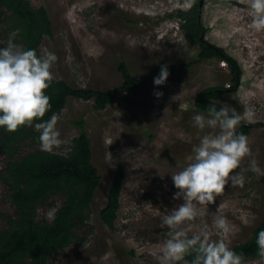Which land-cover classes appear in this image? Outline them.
<instances>
[{
    "label": "rangeland",
    "instance_id": "obj_1",
    "mask_svg": "<svg viewBox=\"0 0 264 264\" xmlns=\"http://www.w3.org/2000/svg\"><path fill=\"white\" fill-rule=\"evenodd\" d=\"M29 1L44 6L52 22V34L43 36L39 46L41 56L54 53L53 76L72 86L105 89L119 85L120 60L134 75L157 64L191 61L163 85H154L153 77L136 90H119L103 109L94 108L92 99L69 97L56 114L62 144L53 151L69 149L79 131L71 120L83 117L100 182L88 218L76 230L83 239L64 247L46 264H156L154 256L169 231L158 226L160 217L182 202L172 199L177 190L171 175L189 163L193 146L204 134L192 123L195 114H207L195 108L194 94L210 85H229L227 64L216 58L197 60L199 45L186 40L177 18L168 16L178 8L187 9L189 0ZM200 12L205 39L222 46L242 67L237 90L223 94L219 102L240 114L250 108L254 118L246 121L255 125L245 135L251 155L236 170L245 176L244 185L229 184L216 203L208 206V215L184 227L190 235L208 231L212 239H218L212 217L222 215L230 229L226 242L231 248L251 236L264 211L263 175L247 170L252 159L264 170V126L258 124L264 123V32L249 27L246 0H203ZM4 17L0 10V19ZM4 21L0 31L7 25ZM8 39L3 36L0 42L6 47ZM157 92L163 95L157 98ZM174 96L178 100H172ZM33 148H40L39 139L20 142L18 155ZM5 160L0 154V170ZM118 162L124 165V179L114 227L109 228L100 220L99 210ZM7 193L0 184V212L13 213ZM50 201L60 204L61 196L55 193L39 203L38 218H50L48 213L54 210ZM4 224L0 215V227ZM257 260L244 257V264H257Z\"/></svg>",
    "mask_w": 264,
    "mask_h": 264
},
{
    "label": "trees",
    "instance_id": "obj_2",
    "mask_svg": "<svg viewBox=\"0 0 264 264\" xmlns=\"http://www.w3.org/2000/svg\"><path fill=\"white\" fill-rule=\"evenodd\" d=\"M200 0H189L187 9L178 8L174 16L179 21L184 38L199 45L197 60L216 58L227 64L231 83L210 85L194 94V106L199 111L207 112L210 104L217 108L223 94L235 92L240 84L242 67L240 63L222 46L205 39L206 27L198 14ZM0 10L5 14L7 25L1 28L0 39L19 29L14 43L24 49H34L38 56L40 43L45 35L52 34V22L44 6H33L29 0H0ZM4 21V22H5ZM5 44L0 42V48ZM190 62H173L157 64L141 75L130 72L126 62L120 60L118 69L122 82L117 86L96 89L90 86H72L63 78H55L45 94L50 97L51 108L44 116L50 119L65 106L69 97L92 99L93 107L103 109L115 100L119 90L133 91L153 77L159 75L161 66L167 65L169 76L178 68ZM39 122V121H37ZM78 128V133L70 140L65 153L43 152L33 148L18 155L19 143L25 140L37 141L39 133L33 127H21L9 133L0 128V154L6 157L0 170V184L8 189V198L13 206V213L0 212L5 224L0 227V264H46L53 261L60 251L82 236L76 231L88 218V209L100 182V175L92 162L90 137L85 128L83 117L71 120ZM264 126V123H258ZM254 123L246 120L237 127V133L247 135ZM18 155V156H17ZM124 179V165L118 162L109 185L107 198L99 210L100 220L109 228L114 227L120 206V194ZM260 182L264 185V175ZM61 196L60 204L50 201L54 208V219L38 218V204L46 201L51 195ZM264 230V211L261 219L253 229L251 236L231 247L243 257H257L256 235ZM188 259H191L190 257Z\"/></svg>",
    "mask_w": 264,
    "mask_h": 264
},
{
    "label": "clouds",
    "instance_id": "obj_3",
    "mask_svg": "<svg viewBox=\"0 0 264 264\" xmlns=\"http://www.w3.org/2000/svg\"><path fill=\"white\" fill-rule=\"evenodd\" d=\"M246 5L251 18L249 27L264 32V0H246ZM19 31L10 33L7 46L0 48V128L13 133L21 127L34 126L40 150L51 153L62 144L56 128L58 115L43 119L51 108L45 91L54 79L52 66L57 57L50 52L38 56L36 50L14 43ZM169 74L167 65L161 66L154 85H163ZM155 95L159 98L163 93ZM171 99L178 100V96ZM184 107L186 110L188 106ZM253 118L250 108L240 114L235 108H217L215 104L209 105L206 115L197 113L192 117L193 126L204 134L193 146L189 163L171 175L177 190L172 199L182 202L160 217L158 226L169 231L154 256L156 264H244L243 254L226 242L230 229L224 216L212 217L218 239H212L208 231L190 235L184 226L208 215V206L216 203L229 184L244 185L245 176L236 170L251 155V149L247 136L236 129L242 121L251 122ZM247 170L264 175L256 159L250 161ZM48 215L54 219L53 212ZM255 244L257 264H264V230L257 233Z\"/></svg>",
    "mask_w": 264,
    "mask_h": 264
},
{
    "label": "water",
    "instance_id": "obj_4",
    "mask_svg": "<svg viewBox=\"0 0 264 264\" xmlns=\"http://www.w3.org/2000/svg\"><path fill=\"white\" fill-rule=\"evenodd\" d=\"M202 4H203V0H200L199 1V11H198V14L200 15V11H201V8H202Z\"/></svg>",
    "mask_w": 264,
    "mask_h": 264
},
{
    "label": "bare ground",
    "instance_id": "obj_5",
    "mask_svg": "<svg viewBox=\"0 0 264 264\" xmlns=\"http://www.w3.org/2000/svg\"><path fill=\"white\" fill-rule=\"evenodd\" d=\"M229 71V70H228ZM203 89V88H202Z\"/></svg>",
    "mask_w": 264,
    "mask_h": 264
}]
</instances>
